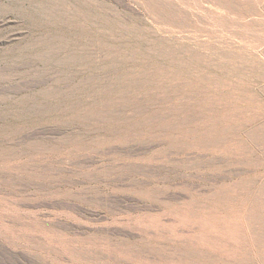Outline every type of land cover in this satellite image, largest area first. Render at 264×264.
<instances>
[{
    "label": "rangeland",
    "instance_id": "374dc122",
    "mask_svg": "<svg viewBox=\"0 0 264 264\" xmlns=\"http://www.w3.org/2000/svg\"><path fill=\"white\" fill-rule=\"evenodd\" d=\"M0 264H264V0H0Z\"/></svg>",
    "mask_w": 264,
    "mask_h": 264
},
{
    "label": "bare ground",
    "instance_id": "6f19581e",
    "mask_svg": "<svg viewBox=\"0 0 264 264\" xmlns=\"http://www.w3.org/2000/svg\"><path fill=\"white\" fill-rule=\"evenodd\" d=\"M44 7V6H43Z\"/></svg>",
    "mask_w": 264,
    "mask_h": 264
}]
</instances>
